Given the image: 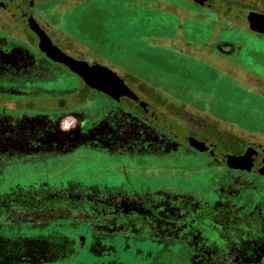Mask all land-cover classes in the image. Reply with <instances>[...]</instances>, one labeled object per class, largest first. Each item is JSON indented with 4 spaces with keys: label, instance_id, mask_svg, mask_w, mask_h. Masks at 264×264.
Listing matches in <instances>:
<instances>
[{
    "label": "flooded vegetation",
    "instance_id": "af4514ba",
    "mask_svg": "<svg viewBox=\"0 0 264 264\" xmlns=\"http://www.w3.org/2000/svg\"><path fill=\"white\" fill-rule=\"evenodd\" d=\"M47 1L56 2L54 10L59 13L60 8L84 0H66L68 5L63 6H59V0H0V172L6 166L31 164L81 148L118 160L129 158L139 163L140 169H146L140 164L145 156L207 158L205 164L201 162L202 166L210 167L213 163L222 164V167L212 169L209 185L204 187L212 200L164 187L130 192L122 186L91 187L85 192H75L76 185L70 184L59 190L42 186L16 187L7 193L41 195L50 191L62 195L58 196L60 202L66 195L72 204L61 206L66 210L63 217L68 218L71 211H81L83 217L79 220L87 221L93 234L90 249L97 251L99 256L110 257L103 264H119L117 259L111 260L117 256L111 250L112 241L117 237L125 241L149 240L158 245L154 251L139 250L142 252L140 260L145 255L150 256L152 264H165L160 258L166 256L172 257L174 264H224L222 258L231 257L239 240L246 245L244 256L241 259L231 257L227 264L233 261L263 264L264 201L248 208L251 204L248 199L257 188L264 189V183L258 184L260 178H264V153L242 167L228 157L241 156L254 146L243 144L237 152L226 150L227 142L234 141L235 137L232 134L226 139L210 136L201 128V122L206 119L201 116L204 113L193 106L177 100L166 105L148 99L131 87L133 81L128 83L123 77L133 96L122 93L115 98L89 86L40 47L39 35L43 32L53 45L68 55L59 46V33L43 17L42 7ZM188 2L217 14L227 12L217 2H237L246 20L250 12L264 14V0ZM169 7L175 13L185 12L176 4ZM177 45L185 52L183 44ZM234 51L232 43L219 42L215 47L203 44L191 52L204 64L218 69L230 61L228 55ZM73 58L91 64L86 58ZM102 67L104 71H113L105 65ZM64 70L78 78L79 88L59 89L56 81ZM67 115L73 117L68 129L63 123ZM190 135L195 138H189ZM197 141L204 142V150L195 145ZM115 167L122 169L125 164L120 161ZM244 168H250L251 174H244ZM244 209H248L245 213L253 220L252 224L258 223L256 215L262 218L259 229L250 226L251 231H245Z\"/></svg>",
    "mask_w": 264,
    "mask_h": 264
},
{
    "label": "rangeland",
    "instance_id": "374dc122",
    "mask_svg": "<svg viewBox=\"0 0 264 264\" xmlns=\"http://www.w3.org/2000/svg\"><path fill=\"white\" fill-rule=\"evenodd\" d=\"M66 3L59 0V6ZM55 4L46 2L43 17L59 33V46L69 56L91 61L93 70L101 77L124 84V80L133 81L131 87L148 99L166 105L177 100L193 106L204 113L201 116L206 119L201 128L210 136L235 137L227 142L228 151L237 152L243 144L264 147V29L246 20L240 3L217 2L227 10L218 14L188 0H84L60 8L59 13L54 10ZM170 4L181 6L185 12L175 13ZM219 42L232 43L235 51L228 55L230 61L218 69L204 64L191 52L203 44L215 47ZM180 43L185 52L179 49ZM102 64L113 71H104ZM56 82L59 89L65 90L81 85L66 70ZM72 121V116L64 118L66 129ZM119 160L125 164L122 169L115 167ZM119 160L81 148L31 164L6 166L0 172V195L16 187L59 190L72 184L76 185L75 192H85L91 187L122 186L127 192L164 187L212 200L204 187L209 185L212 169L222 167L213 163L210 167L202 166L201 162L205 164L207 158L184 156H145L140 164L146 169H140L139 163L129 158ZM239 165L244 167L242 163ZM249 169L244 174H251ZM263 183L264 178H260L258 184ZM82 217L61 216V220L46 225L20 229L0 226V236L37 238L63 233L75 241L74 247H67L62 253L69 251L68 264H92L100 259L90 249L92 230L83 222L71 223ZM5 221L0 217V223ZM118 238L112 241L111 250L119 264H152L150 256L140 260L139 250L154 251L158 245L149 240Z\"/></svg>",
    "mask_w": 264,
    "mask_h": 264
},
{
    "label": "trees",
    "instance_id": "16d2710c",
    "mask_svg": "<svg viewBox=\"0 0 264 264\" xmlns=\"http://www.w3.org/2000/svg\"><path fill=\"white\" fill-rule=\"evenodd\" d=\"M54 192L48 191L44 194H24L21 192L17 193H7L0 195V217L5 218V222H1L0 226L3 228H23L25 226H34V225H46L47 223L61 220V216L64 215V210L62 205L65 203L72 204L71 200L64 196L65 199H58L62 197V195H57ZM72 198V197H71ZM249 204L248 208L253 207V203H259L264 201V189L257 188L253 193L249 194L248 199ZM73 204H76V201H73ZM60 206V207H59ZM248 209H244L243 215L246 218V225L244 226L245 231H251L250 226L256 227L259 229L260 222H262V218L256 215L257 224H252L251 218L248 217L247 212ZM72 216L76 214H80L81 211H71ZM256 214V211H254ZM263 209H261V214ZM260 221V222H259ZM71 222V221H69ZM83 222L86 226L89 227L87 221L75 220L71 223ZM91 243V242H90ZM89 243V244H90ZM229 244L230 242H226ZM75 241H72L68 236L61 233V235H57L55 233L48 234L47 236L37 237V238H25L22 236H16L13 238H4L0 236V264H68L69 259L68 253L62 254L63 251L65 253V249L70 248V246L74 247ZM238 247L231 254V257L238 256V258H243L245 242L239 240L236 242ZM167 249V248H165ZM242 250V251H241ZM93 251V250H92ZM167 251V250H166ZM241 251V252H240ZM72 254L75 251H71ZM96 256L99 257L95 263L92 264H103L105 259L110 257H104V255H97V251H94ZM238 254V255H237ZM243 254V255H242ZM74 256V255H73ZM231 257H225L224 264H227ZM113 258V257H112ZM117 259H111L114 261ZM166 259L165 261H163ZM65 260V261H64ZM161 262H165V264H172L173 258H160ZM116 261V262H117ZM241 261V260H240ZM244 262V261H243ZM229 264H236V262H230Z\"/></svg>",
    "mask_w": 264,
    "mask_h": 264
},
{
    "label": "water",
    "instance_id": "95a60500",
    "mask_svg": "<svg viewBox=\"0 0 264 264\" xmlns=\"http://www.w3.org/2000/svg\"><path fill=\"white\" fill-rule=\"evenodd\" d=\"M247 20L250 24L264 29L263 13L250 12L247 16ZM39 39L40 47L52 60L65 64L73 72L77 73L89 86L103 91L115 98H117V96L122 93L131 94L133 96L131 90L123 82H115L99 76L88 62L74 59L63 52L60 48L53 45L50 38L45 33H40ZM195 145H197L201 150H204L205 148V144L202 141H197ZM262 153H264V149L260 150L257 147H249L246 149L243 155L229 156L228 160L231 162L237 161L238 164L242 163V165L244 166V164H246L248 160H252Z\"/></svg>",
    "mask_w": 264,
    "mask_h": 264
}]
</instances>
